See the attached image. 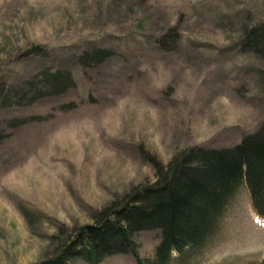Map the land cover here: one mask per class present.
Instances as JSON below:
<instances>
[{"label": "rangeland", "instance_id": "374dc122", "mask_svg": "<svg viewBox=\"0 0 264 264\" xmlns=\"http://www.w3.org/2000/svg\"><path fill=\"white\" fill-rule=\"evenodd\" d=\"M261 22L264 0H0V86L42 68L68 70L74 82L0 102V264L50 259L95 212L151 184L153 159L166 165L187 147L229 146L256 130L264 63L240 38ZM93 48L111 55L84 67L77 54ZM18 119L27 121L11 124ZM131 239L141 258L153 257L157 230ZM195 255L171 264L264 259V218L244 185ZM99 264L135 261L128 251Z\"/></svg>", "mask_w": 264, "mask_h": 264}, {"label": "trees", "instance_id": "16d2710c", "mask_svg": "<svg viewBox=\"0 0 264 264\" xmlns=\"http://www.w3.org/2000/svg\"><path fill=\"white\" fill-rule=\"evenodd\" d=\"M156 42L162 45L165 37H157ZM240 48L264 63V23L244 30ZM33 50L43 53L45 49L36 46ZM77 55L85 67L107 58L111 51L82 49ZM73 84L68 70L42 68L14 88L0 86V102L19 104L29 93L37 97L61 94ZM25 121L13 120L11 124ZM152 165L155 180L151 184L137 186L119 202L95 212L92 223L74 229L42 264H67L75 258L99 264L104 256L128 251L135 264H171L174 259L188 263L218 232L243 185L254 211L264 218V116L256 130L233 145L191 146L176 153L166 165L154 159ZM142 230H157L159 235L153 257L147 259L139 256L131 239L134 232Z\"/></svg>", "mask_w": 264, "mask_h": 264}]
</instances>
